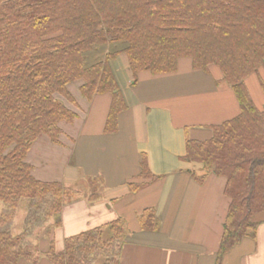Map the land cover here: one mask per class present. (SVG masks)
<instances>
[{
  "label": "trees",
  "instance_id": "obj_1",
  "mask_svg": "<svg viewBox=\"0 0 264 264\" xmlns=\"http://www.w3.org/2000/svg\"><path fill=\"white\" fill-rule=\"evenodd\" d=\"M121 55L134 82L141 73H176L186 59L197 71L217 70L220 83L233 90L239 114L204 126L207 138L188 137L184 159L198 166L202 183L212 174L227 179L231 203L215 264L256 239L264 223V106L246 81L257 76L264 96V0H0V264L121 263L128 236L122 218L67 238L63 251L51 242L43 254L44 231L59 229L64 207L85 194L38 180L27 162L41 136L60 144L61 125L79 118L70 90L75 82L82 81L85 99L112 97L106 131H117L128 108L111 67ZM142 167L152 178L145 162ZM87 184L89 200L99 199L103 178ZM23 200L25 230L15 236ZM138 222L146 233L161 225L153 208Z\"/></svg>",
  "mask_w": 264,
  "mask_h": 264
},
{
  "label": "crops",
  "instance_id": "obj_2",
  "mask_svg": "<svg viewBox=\"0 0 264 264\" xmlns=\"http://www.w3.org/2000/svg\"><path fill=\"white\" fill-rule=\"evenodd\" d=\"M111 67L128 107L119 116L117 131H106L112 97L96 95L88 100L79 91L72 94L78 99L80 121L61 126L60 144L41 136L28 155L34 176L44 182H51L47 178L54 171L42 167L37 173L31 159L41 156L45 163L54 158L64 163L52 182L72 186L93 177L104 180L95 201L81 187L85 195L64 207L61 227L50 229L49 241L60 252L67 238L122 218L128 236L120 264H215L231 203L225 194L227 179L212 174L200 182L198 166L184 156L188 137L210 136L199 128L239 114L233 90L220 83L217 70L197 71L186 59L176 73H141L135 82L125 55L113 60ZM63 137L73 142L68 150L63 149ZM143 162L152 178L143 174ZM148 208L155 209L161 223L154 233L142 232L138 222ZM263 229L264 223L256 239L237 245L223 264H264Z\"/></svg>",
  "mask_w": 264,
  "mask_h": 264
},
{
  "label": "rangeland",
  "instance_id": "obj_3",
  "mask_svg": "<svg viewBox=\"0 0 264 264\" xmlns=\"http://www.w3.org/2000/svg\"><path fill=\"white\" fill-rule=\"evenodd\" d=\"M214 72H215V74H219L218 71H214ZM261 78H262V80H264V70H261ZM246 82H247V86L249 87V89L251 91V94L253 96V99L256 102L257 106L259 108H263V106H264V96L262 94L258 78L256 76H251ZM81 85H82V81H78V82H75V83L71 84L70 85L71 92L74 95H77ZM79 121L80 120L78 119L74 123L77 124ZM61 126L63 128H65L64 126H72V124L71 123H63ZM198 130L207 131L208 129L199 128ZM43 137L46 138L47 140H50L49 137H47V136H43ZM63 138H64L63 140L66 141V146L63 147V149L68 150L69 143L72 142V140H70V142L68 143L70 138H67V137H63ZM30 162L35 166V171L38 170V169H41L42 167H50V169H52L54 171V173H53V177L47 178L48 179L47 181H51V182L52 181H56V177H57L59 171H61L62 167L64 166V163L62 161H60V160H57V158H54L51 161L52 163H49V162L45 163L44 162V158H42L41 156L36 158V159H31ZM39 172H40V170L37 171V173H39ZM36 177H38V176L36 175ZM66 186L74 187V188L80 190L81 187L87 188L88 184L85 181H80L79 183H77L75 185H72V186L71 185H66ZM27 203H28L27 200H23V202L21 203L19 211H18V214H17V217H16V220H15L13 226H12V230L11 231H12V234L15 235V236L22 234L24 232V230H25V224H26V219H27V215H28ZM49 231L50 230L44 231V233L42 235V239H41V250H42L44 255L50 249L51 242L49 241ZM110 235H111L110 232L106 231V235H105L106 238H109ZM261 238L262 239L264 238V229H263V231L261 233Z\"/></svg>",
  "mask_w": 264,
  "mask_h": 264
}]
</instances>
